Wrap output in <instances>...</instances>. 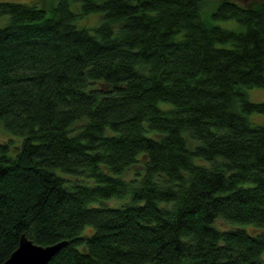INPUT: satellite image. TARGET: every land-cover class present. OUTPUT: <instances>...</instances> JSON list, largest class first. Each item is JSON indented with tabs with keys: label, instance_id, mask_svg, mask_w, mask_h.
I'll return each instance as SVG.
<instances>
[{
	"label": "trees",
	"instance_id": "16d2710c",
	"mask_svg": "<svg viewBox=\"0 0 264 264\" xmlns=\"http://www.w3.org/2000/svg\"><path fill=\"white\" fill-rule=\"evenodd\" d=\"M76 1L0 2V264H264V1Z\"/></svg>",
	"mask_w": 264,
	"mask_h": 264
},
{
	"label": "rangeland",
	"instance_id": "374dc122",
	"mask_svg": "<svg viewBox=\"0 0 264 264\" xmlns=\"http://www.w3.org/2000/svg\"><path fill=\"white\" fill-rule=\"evenodd\" d=\"M1 1H19V2H28V3H37V5L39 7L45 8V9H50L51 7L53 8L54 5H56L58 0H0ZM221 0H207V8L213 4H215V2H218ZM251 1H255V0H251ZM251 1H237V2H241L243 4H248L251 3ZM71 3V7L73 10L78 11V9H80L81 3L79 1L76 0H70ZM100 13H92L90 14L88 17L84 18L83 20H79V24H97L100 20ZM216 24L228 28V29H240L241 25L236 23L235 20H219L216 22ZM249 95V99L252 100L253 102H264V88L262 87H251L247 90ZM249 119L254 123V124H262L264 122V115L261 113H252L249 114ZM0 141L4 142V141H12L14 145H20L22 138H20V136H17L15 134H13L11 131H9L7 128H5L4 124L2 121H0ZM136 169L141 170V166H138ZM135 169V170H136ZM134 174V170L130 171V175ZM111 199H115L111 198ZM109 199V200H111ZM105 201L106 205L109 206H118V201L112 200L111 204H108L107 201ZM217 225L222 227V228H227L229 227V224L227 222H225V220L219 218L217 219ZM263 260H264V255H263Z\"/></svg>",
	"mask_w": 264,
	"mask_h": 264
},
{
	"label": "water",
	"instance_id": "95a60500",
	"mask_svg": "<svg viewBox=\"0 0 264 264\" xmlns=\"http://www.w3.org/2000/svg\"><path fill=\"white\" fill-rule=\"evenodd\" d=\"M257 1L261 2L264 0ZM66 244L67 241L63 240L51 245H39L32 242L25 234H22L18 247L3 264H47Z\"/></svg>",
	"mask_w": 264,
	"mask_h": 264
},
{
	"label": "flooded vegetation",
	"instance_id": "af4514ba",
	"mask_svg": "<svg viewBox=\"0 0 264 264\" xmlns=\"http://www.w3.org/2000/svg\"><path fill=\"white\" fill-rule=\"evenodd\" d=\"M249 1H251V0H249ZM257 1V0H256Z\"/></svg>",
	"mask_w": 264,
	"mask_h": 264
}]
</instances>
